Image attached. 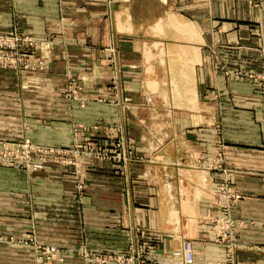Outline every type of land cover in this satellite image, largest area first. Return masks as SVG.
<instances>
[{
	"label": "crops",
	"instance_id": "0c3cea01",
	"mask_svg": "<svg viewBox=\"0 0 264 264\" xmlns=\"http://www.w3.org/2000/svg\"><path fill=\"white\" fill-rule=\"evenodd\" d=\"M8 2L0 5V31L17 28L53 39L54 48L42 81L0 69L18 77L10 82L11 93L0 89L15 105L0 108V118L25 121V135L53 146L71 145L77 123L123 124L134 158L125 171L110 161L84 160V194L74 192L72 178L0 167L1 234L18 239L34 233L40 243L65 248L58 264H77L67 247L122 251L140 227L160 235L168 250L191 240L196 264H229L211 224L220 213L214 196L229 180L243 194L229 211L241 232L232 263L264 264V114L255 88L260 81L232 72L264 74V5ZM242 8L246 16L235 15ZM231 39L241 44H220ZM71 55L77 56L72 68L94 92L85 107L61 92L49 93V87H64L58 79L49 86V75L69 71ZM35 256L32 245L0 243V264H34Z\"/></svg>",
	"mask_w": 264,
	"mask_h": 264
},
{
	"label": "rangeland",
	"instance_id": "374dc122",
	"mask_svg": "<svg viewBox=\"0 0 264 264\" xmlns=\"http://www.w3.org/2000/svg\"><path fill=\"white\" fill-rule=\"evenodd\" d=\"M248 1L252 6L259 4L264 5V0ZM1 4L10 5L8 0H0V5ZM4 10L8 11L6 8H4ZM247 11V9L242 8L241 10H237L235 15L244 17ZM4 15L6 14L4 13ZM231 15H234V13H231ZM243 24L246 25L248 23ZM250 24L252 23H249L248 27L251 29L252 26ZM12 34L33 39L35 43L31 47H26L28 55L23 57L22 61L29 62L34 65V67L26 66L24 63L19 69L11 67H0V69L14 70L20 75H27L25 78L27 81L30 79L31 81L44 80L43 73L49 69L50 59L53 55V39H38L17 28L6 32L0 31V35L10 36ZM260 36L263 37L264 32H261ZM232 40L233 39L226 40L224 43L220 42V44L226 47H234L241 44L239 40ZM76 57V55L70 56L71 69L65 72L64 75H62V73L52 76L49 75V86L52 85L51 79H58L57 83L60 81H64L65 83L64 87H49V93L56 91L59 93L61 92V94H63L62 96L70 101H79L81 107H85L88 98L93 97L94 92L86 86L85 78L79 76L77 71L72 68L73 66H77ZM40 63L44 65L43 68L39 67ZM232 72L236 77L257 79L260 81L259 84H256L255 88L264 114V74L261 75L245 68L236 69ZM15 80H18L16 74L0 71V82L2 83V87H0L1 92L11 93L10 82ZM54 80L53 83H55ZM25 90L30 91L31 94L35 92H32L31 90L33 89H29V87ZM24 92L26 93L25 96L29 94L27 91ZM35 94L40 93L35 92ZM5 96L6 95H0V97H2L0 98V108H3L5 111H9L12 107L15 108V105L10 102V95H8L9 97L7 98H5ZM5 115L7 117L11 114L5 113ZM23 124L25 125V121L22 120H12L11 118H4L3 116L0 118V167L21 169L28 175L34 177L44 174L52 177L63 176L72 178L75 183L74 192L78 194H84L87 187L84 182V160L110 161L116 165L115 167L118 171H125L134 158L132 142L122 133L124 129L123 124L113 126L97 123L89 126L77 123L73 127L71 145L66 146H53L34 142L29 135H25L24 131L26 128ZM100 125L102 127L101 131L98 130ZM27 141H29L30 145H33L35 149L30 148V151H27ZM213 164L212 166H216ZM226 192L230 194L226 195ZM220 195H223L222 198H220ZM214 197L215 205L220 208V213L212 217L211 221L212 228L214 229V239L216 242L225 246L226 258L229 264H231L236 258L239 248V237L241 233L239 225L236 226L232 219L233 224L230 227L225 225V229H222L219 225H224L230 214L229 211H231V209L237 205V202L243 198V194L237 191L232 186L231 181L228 180L221 184ZM228 204H230L229 209L227 206ZM3 242H17L22 245H32L36 254L35 260L38 256L35 243L37 245H43L44 247L49 246V254H52L49 258V264H58L63 260L60 253L64 251L65 248L55 243H49V245L40 243L34 233L27 237H20L18 239L10 237L8 239L0 232V243ZM161 243L162 238L160 235L139 227L129 235L127 245L122 251H101L88 247L86 244H81L73 248L67 247L66 252L75 253L78 260L77 264H178L174 261L175 253L181 252V259L185 260L187 245L190 243L194 248L195 258L192 264H196L195 247L191 240H185L181 247L172 250L162 248ZM259 250L262 249L260 248ZM35 263L36 261L34 264Z\"/></svg>",
	"mask_w": 264,
	"mask_h": 264
},
{
	"label": "built area",
	"instance_id": "2783aa9c",
	"mask_svg": "<svg viewBox=\"0 0 264 264\" xmlns=\"http://www.w3.org/2000/svg\"><path fill=\"white\" fill-rule=\"evenodd\" d=\"M34 41L30 37H20L19 35H10V36H4L0 35V67H11L14 69H19L22 67L25 63L26 66L34 67V65L30 64L29 62H23L22 58L28 55V52L26 51V47H31L34 45ZM40 68H43L44 65L40 63ZM27 151H30V148L35 149L34 146L30 145V142L27 141L26 143ZM226 195L230 194L228 192L225 193ZM223 196V195H222ZM220 195V198H222ZM228 209L230 208V204L227 205ZM233 224V221L231 220L230 214L227 217L224 225H219L220 228L225 229L224 226L228 225L227 227H230ZM36 251H37V257H36V263L35 264H49V258L51 253L49 254V246L44 247L43 245H37ZM193 247L190 243L187 245V253H186V259H181L182 253H175V260L178 264H192L194 262V251ZM39 253V254H38ZM184 260V261H183Z\"/></svg>",
	"mask_w": 264,
	"mask_h": 264
}]
</instances>
